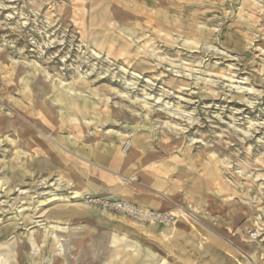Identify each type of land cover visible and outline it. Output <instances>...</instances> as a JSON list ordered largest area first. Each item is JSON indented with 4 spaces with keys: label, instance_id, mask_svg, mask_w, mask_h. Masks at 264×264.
Instances as JSON below:
<instances>
[{
    "label": "rangeland",
    "instance_id": "1",
    "mask_svg": "<svg viewBox=\"0 0 264 264\" xmlns=\"http://www.w3.org/2000/svg\"><path fill=\"white\" fill-rule=\"evenodd\" d=\"M23 107L45 109L49 127H115L129 151L150 143L161 164L142 171L176 194L177 223L138 225L84 195L53 198L81 191L25 149L12 118ZM1 255L264 264V0H0Z\"/></svg>",
    "mask_w": 264,
    "mask_h": 264
},
{
    "label": "crops",
    "instance_id": "2",
    "mask_svg": "<svg viewBox=\"0 0 264 264\" xmlns=\"http://www.w3.org/2000/svg\"><path fill=\"white\" fill-rule=\"evenodd\" d=\"M46 112L23 107L12 117L13 125L25 149L45 156L52 169L60 172L64 183L77 187L84 196L125 200L158 211H170L172 205L177 204L174 192L161 189V174L151 176L142 171L143 165L161 164V153L150 143L143 142L142 147H132L126 153L128 139L119 135L115 127L86 125L79 119H66L61 128H56L51 120L49 127L43 120ZM49 116L54 115L51 112ZM77 117L80 116L74 118ZM80 118L83 119V115ZM140 150L144 151L140 153ZM123 181L138 186L141 191L127 193L123 190ZM143 200L151 204L143 206Z\"/></svg>",
    "mask_w": 264,
    "mask_h": 264
},
{
    "label": "built area",
    "instance_id": "3",
    "mask_svg": "<svg viewBox=\"0 0 264 264\" xmlns=\"http://www.w3.org/2000/svg\"><path fill=\"white\" fill-rule=\"evenodd\" d=\"M131 145V142H126L124 148L126 153L130 149ZM83 202L87 205L96 206L125 216L133 223L139 225L157 224L164 227H171L178 221V216L173 211L164 212L153 210L125 200L86 195L83 197Z\"/></svg>",
    "mask_w": 264,
    "mask_h": 264
},
{
    "label": "bare ground",
    "instance_id": "4",
    "mask_svg": "<svg viewBox=\"0 0 264 264\" xmlns=\"http://www.w3.org/2000/svg\"><path fill=\"white\" fill-rule=\"evenodd\" d=\"M144 102H146V100H143ZM11 109V108H10ZM169 109V108H168ZM130 150V149H129ZM128 150V151H129ZM70 153V152H69ZM154 170V169H153ZM154 175V174H153ZM59 181V180H58ZM60 182V181H59ZM199 184V183H198ZM54 187V186H53ZM182 188V187H181ZM52 196H53V198H56V199H58V200H61V201H70V200H72V199H75V201L78 203V202H80V198L83 196V194H82V192H77V191H72L71 193H70V195H65V194H58V193H56V192H52V194H51ZM51 199H52V197H50V198H46L43 202H42V204H45L47 201H51ZM143 205L144 206H148L146 203L144 204L143 203ZM54 227H55V229L56 230H59V227L60 226H55V225H53ZM85 226V225H84ZM84 226H81V225H79V226H73V229H72V231H71V233L70 234H68V236L67 235H61L60 237H59V239H60V244L62 243V245H61V247H65V244H66V242L67 241H69L70 239H71V237L72 236H76V235H78V234H80L79 233V231L84 227ZM59 233V232H58ZM83 234V233H82ZM10 247H12V246H10ZM2 258H4V255H1L0 256V264H3L2 263Z\"/></svg>",
    "mask_w": 264,
    "mask_h": 264
}]
</instances>
